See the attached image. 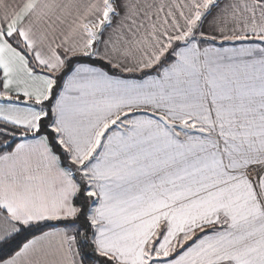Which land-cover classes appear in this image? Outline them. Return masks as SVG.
<instances>
[{"label":"snow or ice","instance_id":"snow-or-ice-1","mask_svg":"<svg viewBox=\"0 0 264 264\" xmlns=\"http://www.w3.org/2000/svg\"><path fill=\"white\" fill-rule=\"evenodd\" d=\"M0 264H264V0H0Z\"/></svg>","mask_w":264,"mask_h":264}]
</instances>
